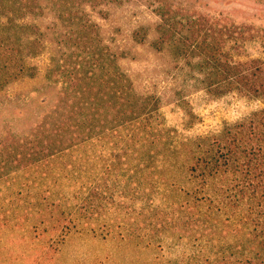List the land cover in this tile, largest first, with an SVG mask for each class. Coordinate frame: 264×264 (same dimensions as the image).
I'll list each match as a JSON object with an SVG mask.
<instances>
[{
  "label": "rangeland",
  "instance_id": "1",
  "mask_svg": "<svg viewBox=\"0 0 264 264\" xmlns=\"http://www.w3.org/2000/svg\"><path fill=\"white\" fill-rule=\"evenodd\" d=\"M160 1L81 0L89 31L52 0L34 13L0 6L21 60L0 78V264H213L228 251L213 181L205 187L183 161L193 141L250 116L264 98L213 94L212 68L201 69L198 55L169 42L157 48ZM162 3L177 20L195 15L225 28L226 53L264 77V0ZM64 62L92 67L98 79L112 80L117 68L126 89L105 90L98 111L65 120L76 112L52 78ZM132 110L137 118L115 126Z\"/></svg>",
  "mask_w": 264,
  "mask_h": 264
},
{
  "label": "trees",
  "instance_id": "2",
  "mask_svg": "<svg viewBox=\"0 0 264 264\" xmlns=\"http://www.w3.org/2000/svg\"><path fill=\"white\" fill-rule=\"evenodd\" d=\"M52 1L63 18H73L81 30L89 31L91 23L85 20V11L79 9L81 0ZM87 1L99 4L118 0ZM40 2L41 0H0V6L7 4L22 13H34L41 10ZM76 4L78 7L74 9ZM156 10L161 23L155 46L162 48L164 43L169 42L177 54L198 55L201 69L212 68L207 77L210 92L213 91L216 95L237 92L248 98H264V77L251 73V66L233 61L226 53L225 44L229 35L225 28L195 15L186 14L177 20L170 13V6L162 3V0ZM10 28L12 27H0V78L9 72L10 64L16 63L17 66L21 62L18 61L19 45L10 35ZM31 46L35 49L36 40ZM92 69L91 67L85 72L80 65L64 62L53 71V82L59 85L60 101L67 102L76 112H70L63 119L81 117L88 109L92 113L98 111L105 90L114 91V94L124 93L127 79L117 68L116 77L112 80L96 78ZM112 70L105 71L104 75L111 76ZM131 112L132 115L127 117H116L115 126L136 117L134 110ZM75 126L81 132L87 127L83 122ZM69 127L71 126L62 124V129ZM159 139L160 137H154L150 141ZM77 140L62 150L80 146L85 137ZM197 140L190 147L187 146L188 156L183 161L184 166H181L186 165L191 173L200 170L199 176L205 187L213 181V199L216 200H213V218L216 219V225L228 230V237L231 239L228 251L215 256L213 264H264V106L250 116L226 125L221 131L213 133L212 138L207 135ZM55 151L60 152V149ZM44 154L42 152L43 156ZM43 156L39 158V162L46 160ZM224 227H221L222 230H225Z\"/></svg>",
  "mask_w": 264,
  "mask_h": 264
}]
</instances>
